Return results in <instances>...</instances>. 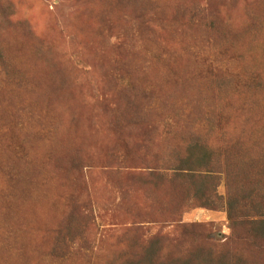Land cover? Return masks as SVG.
Masks as SVG:
<instances>
[{"label": "rangeland", "instance_id": "374dc122", "mask_svg": "<svg viewBox=\"0 0 264 264\" xmlns=\"http://www.w3.org/2000/svg\"><path fill=\"white\" fill-rule=\"evenodd\" d=\"M261 84L264 0H0V264H202L195 190L264 215Z\"/></svg>", "mask_w": 264, "mask_h": 264}, {"label": "trees", "instance_id": "16d2710c", "mask_svg": "<svg viewBox=\"0 0 264 264\" xmlns=\"http://www.w3.org/2000/svg\"><path fill=\"white\" fill-rule=\"evenodd\" d=\"M260 92L261 96L257 97L256 101H253V108L259 107V111L261 110L263 118H264V84H261ZM263 175H264V154H263ZM198 160H194L191 157H187L185 161L181 162L182 168L187 172H194L193 164L197 163ZM177 175H183L182 172H175ZM182 177V176H177ZM264 181V180H262ZM215 185L212 186V189L206 193H202V191H194L195 197L193 200L198 198H206L207 200L212 198L219 202H224L221 206L222 212L226 213V218L229 222L228 228L230 230V234L225 243L217 245L213 243L211 240H206L203 247H197L196 253L193 256L197 258L201 257L202 264H252L245 259L243 251H241V246L244 245V249L247 248L251 253H256L260 256L258 259L264 260V215L256 212L254 216L251 218L245 217L243 219H235L233 215L239 209L240 200L234 197H228L226 195H219L216 193ZM255 193V189H253L247 197L242 198L243 200H249L253 194ZM229 196V195H228ZM258 203H251V206L254 210H262V204H264V195L259 199ZM199 209H203L208 212H217L213 204L208 205L207 201L203 203ZM215 209V210H214ZM181 221H171L167 226L171 225H180ZM144 225H140L143 227ZM240 232H243L244 236H240ZM215 244V245H214ZM203 252V253H201ZM151 261L150 259H148ZM256 260V259H252ZM253 264H261L256 263Z\"/></svg>", "mask_w": 264, "mask_h": 264}, {"label": "crops", "instance_id": "0c3cea01", "mask_svg": "<svg viewBox=\"0 0 264 264\" xmlns=\"http://www.w3.org/2000/svg\"><path fill=\"white\" fill-rule=\"evenodd\" d=\"M210 212H204V211H200L199 213H198V215L200 216H202V215H204V216H206L207 214H209ZM220 215H223L224 217L219 221V224H220V226H221V229H223V237L220 235H218V240H219V242H220V244H223V243H225L226 241H227V239H228V236H229V234H230V230H229V228H228V224H229V222H228V220H227V218H226V213H223V214H220ZM201 220V219H200ZM208 220H211L210 218H206V221H208ZM198 222H200V221H198Z\"/></svg>", "mask_w": 264, "mask_h": 264}]
</instances>
